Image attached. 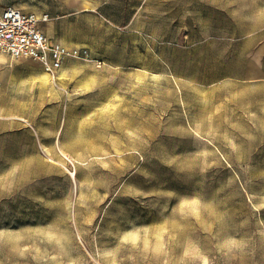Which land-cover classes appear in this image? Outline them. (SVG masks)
I'll list each match as a JSON object with an SVG mask.
<instances>
[{"label": "rangeland", "instance_id": "rangeland-1", "mask_svg": "<svg viewBox=\"0 0 264 264\" xmlns=\"http://www.w3.org/2000/svg\"><path fill=\"white\" fill-rule=\"evenodd\" d=\"M6 5L87 57L0 54V264H264V0Z\"/></svg>", "mask_w": 264, "mask_h": 264}, {"label": "built area", "instance_id": "built-area-1", "mask_svg": "<svg viewBox=\"0 0 264 264\" xmlns=\"http://www.w3.org/2000/svg\"><path fill=\"white\" fill-rule=\"evenodd\" d=\"M49 20V14L44 12L23 11L14 5L0 7V54L36 62L52 75L68 59L87 57L86 51L52 41L45 31Z\"/></svg>", "mask_w": 264, "mask_h": 264}, {"label": "bare ground", "instance_id": "bare-ground-1", "mask_svg": "<svg viewBox=\"0 0 264 264\" xmlns=\"http://www.w3.org/2000/svg\"><path fill=\"white\" fill-rule=\"evenodd\" d=\"M82 3L83 4H87V5H89V6H93V4L92 3H90V2H87V1H82ZM36 63V62H35ZM35 63H30V65L32 66V67H34V68H36V65L37 64H35ZM40 66V65H39ZM41 67V66H40ZM42 68V67H41ZM31 78L32 79H34V80H42V81H46L47 80V78H48V74L45 72L44 73V70H43V73L42 72H39L38 70L36 71V72H34V73H32L31 74Z\"/></svg>", "mask_w": 264, "mask_h": 264}]
</instances>
